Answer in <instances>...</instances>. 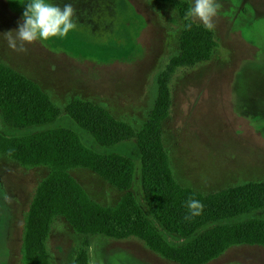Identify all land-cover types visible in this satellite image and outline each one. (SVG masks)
<instances>
[{"label":"rangeland","instance_id":"rangeland-1","mask_svg":"<svg viewBox=\"0 0 264 264\" xmlns=\"http://www.w3.org/2000/svg\"><path fill=\"white\" fill-rule=\"evenodd\" d=\"M114 1L111 30L74 29L27 45V52L0 36V63L38 84L63 115L79 99L140 132L157 103L160 76L180 54L184 21L176 4L193 0ZM29 2L0 0V34L18 30ZM219 2L211 30L218 48L210 61L171 75L170 112L161 127L177 182L204 195L264 181V0ZM47 175L46 168H23L0 156V264L21 263L25 219ZM72 175L104 206L125 195L91 171ZM82 240L57 219L47 242L49 264H75ZM90 240L89 264H178L138 238ZM210 264H264V247L235 246Z\"/></svg>","mask_w":264,"mask_h":264},{"label":"trees","instance_id":"trees-1","mask_svg":"<svg viewBox=\"0 0 264 264\" xmlns=\"http://www.w3.org/2000/svg\"><path fill=\"white\" fill-rule=\"evenodd\" d=\"M50 2L73 5L76 30L109 31L116 22L114 0ZM176 5L183 20L191 4ZM216 48L211 30L195 23L184 29L180 54L160 76L157 103L140 132L79 99L63 115L38 84L0 63V156L23 168L48 170L25 219L20 264H49L47 242L60 218L83 236L75 264H89L90 238L98 235L138 238L178 264H210L235 246L264 247V181L198 193L177 182L163 142L171 75L210 61ZM78 169L93 172L125 195L114 207L98 203L73 177ZM189 198L203 208L185 219Z\"/></svg>","mask_w":264,"mask_h":264},{"label":"clouds","instance_id":"clouds-1","mask_svg":"<svg viewBox=\"0 0 264 264\" xmlns=\"http://www.w3.org/2000/svg\"><path fill=\"white\" fill-rule=\"evenodd\" d=\"M221 8L219 0H193L192 6L183 17L185 21L183 28L191 30L193 24L199 22L206 29L213 30ZM75 13L76 10L71 3H65L61 7L50 0H30L26 4L23 21L19 24L18 30L0 36L7 40L8 46L14 51L27 52V45L50 38L66 37L77 26L74 21ZM185 207L189 210V216L185 219H189L198 215L203 205L200 201L189 198Z\"/></svg>","mask_w":264,"mask_h":264}]
</instances>
